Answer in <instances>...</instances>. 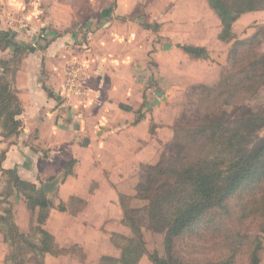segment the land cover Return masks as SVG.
Returning <instances> with one entry per match:
<instances>
[{"label":"rangeland","instance_id":"374dc122","mask_svg":"<svg viewBox=\"0 0 264 264\" xmlns=\"http://www.w3.org/2000/svg\"><path fill=\"white\" fill-rule=\"evenodd\" d=\"M73 1L78 4L77 9L74 6L56 8V13H63V19L68 23L47 24L39 21L35 10L29 6L30 0H26L28 7L27 3H23L13 11L21 19L22 14L34 17L31 18L33 22L23 19L24 28L32 35L24 42L17 39L14 32L7 34V40L0 36V48L5 49L7 42L21 47L17 51L11 46L9 54L5 56L7 65L5 72H0V85L8 83L9 91L19 97V85L26 80L22 72L26 66L32 68L31 61H42V65L36 67L37 79L46 85L47 92L52 96L57 94V103L63 110L67 109L65 102L76 100L80 103L92 96L91 100L76 108L79 113L77 124L79 127L85 126V130H90L89 127L95 129L98 136L101 130V133L105 132L99 138L106 148L98 154L105 158V163L101 160L94 168H76L74 161L65 160L63 169L56 168L55 171L51 166L47 168L49 174L36 176L35 185L38 190L44 191L46 183L58 181V189L54 193H44L49 202L59 206L60 188L74 171L90 177L93 179L91 183L71 184L69 190L80 195L87 194L92 200L98 195L92 217H89L94 221L114 217V207L107 206L106 202L111 201L115 205L116 191H119L122 193L120 204L117 202L116 205L123 210L121 218H125L121 197H126L129 201L124 202L128 210L134 212L130 213V217L142 227L147 254L141 260L144 259L143 264H154L151 260L154 254L161 257L167 255L165 235L155 232L148 224L149 201L138 199L137 187L143 180V170L156 166L164 158L175 156L178 146L175 135L179 125L199 115L193 103L194 94L200 91H195L196 87L214 88L218 84L228 67V58L236 40L248 39L257 33L264 34V10L242 15L232 26L236 33L235 40L228 43L219 39L222 23L206 0H125V6L121 5L120 0ZM91 1H95L96 6L101 5L94 8L95 5H90ZM73 18H78L79 22L71 23ZM18 24L21 26V23ZM56 41H60L67 51L65 55L56 56L60 63L55 65L59 68L55 72L58 86L54 92V87L49 83L53 73L47 72L42 55ZM183 46L205 48L208 58L195 59L181 49ZM51 83L56 85L54 81ZM23 94L26 100L25 90ZM20 104L22 107V102ZM229 116L238 119L252 117L251 134L256 137L253 145L264 141V88L241 110H230ZM0 137L7 149L20 139L9 135L2 122ZM35 138L36 134H32L28 142L33 144ZM2 153L5 151H0V158ZM103 173L109 176L110 184L101 175ZM10 180L7 175L0 176V217L11 222L13 215L30 242L39 243L41 236L36 232V227L40 226L37 221L40 211L29 209L28 205L32 204L24 197V191L20 193V190H16L10 185ZM117 185H120L119 190ZM160 191L164 193L166 187H161ZM25 193L27 197L37 198L36 193ZM244 198L246 204L247 197L241 200ZM230 201L233 212L243 205L236 199ZM81 206L79 200H72V209ZM219 215L225 217L222 221L227 230L242 240L246 238L239 249L237 264H250L255 249L257 264H264V230H261L260 223H253L250 219L237 225L229 221L225 211L221 210ZM260 220L264 223V219ZM212 221L215 222L214 218ZM9 224H0V227L8 231ZM125 231V236L133 237L127 225ZM1 237L0 264H5L4 259L10 250ZM212 238L203 237L191 243L184 240V259L199 260L201 264L225 259L226 250L219 240ZM64 254L79 258V264H88L81 248L66 249ZM24 255L22 259L27 264H38L41 257L38 255L37 259L33 254Z\"/></svg>","mask_w":264,"mask_h":264},{"label":"trees","instance_id":"16d2710c","mask_svg":"<svg viewBox=\"0 0 264 264\" xmlns=\"http://www.w3.org/2000/svg\"><path fill=\"white\" fill-rule=\"evenodd\" d=\"M206 1L222 23L219 39L228 43L235 40L232 26L242 15L264 10V0ZM0 36L4 40L9 38L5 33H0ZM11 46L17 51L21 48L11 45V42H7L5 48ZM181 49L195 59L208 58L205 48L183 46ZM6 65L3 61L4 72ZM262 88L264 34L257 33L251 38L235 41L228 67L214 88L196 87L195 91H200H194L193 103L199 115L179 125L175 135L178 143L175 156L164 158L156 166L144 168L143 180L137 187L138 199L149 201L148 224L155 232L165 235L167 254L166 257L154 254L151 257L154 264H201L199 260L184 259L183 242L191 243L210 236L213 237L211 240H219L226 250V258L207 264H237L239 249L246 238L243 241L225 228L222 221L225 217L219 215L221 210L225 211L230 222L239 225L252 219L253 223L259 222L261 230H264V223L260 220L264 219V141L253 145L256 137L251 134L252 117L238 119L229 116L230 110L244 108ZM21 114L18 96L9 91L8 83L1 84L0 122L9 135L19 136L22 123L18 117ZM4 159L5 153H2V175L9 176L10 185L20 193L24 191V197L32 204L28 203L31 211H40L37 220L40 226L36 227V232L41 236L39 243H31L15 223L13 215L11 222L0 217V224L10 222L8 231L0 227L10 247L5 264H27L22 259L23 253L41 256L38 264H44L47 254L59 256L65 252L58 249L54 237L41 227L49 216V211L46 212L50 208L49 201L44 191L22 180L15 170H3ZM161 187H166L164 193H161ZM27 191L36 193L37 198L27 197ZM243 197H247L246 204L245 198L241 200ZM233 199L243 204L237 212L230 207V200ZM125 200L129 201L121 197L125 215L123 224L130 228L133 237L113 234L111 242L121 250V257L106 256L99 264H139L143 255L147 254L142 227L130 217V213L134 212L128 210ZM80 203L83 205V202ZM60 209L65 210V207ZM190 248L197 249L195 246ZM257 260L255 249L250 264H257Z\"/></svg>","mask_w":264,"mask_h":264},{"label":"crops","instance_id":"0c3cea01","mask_svg":"<svg viewBox=\"0 0 264 264\" xmlns=\"http://www.w3.org/2000/svg\"><path fill=\"white\" fill-rule=\"evenodd\" d=\"M120 1H122L121 5L125 6L126 1ZM23 3H27L26 7H28L26 0H0V33L8 34L9 32H14L16 38L24 42L28 39L29 35H32V32H28L24 28L23 19L33 22L32 19L34 17L22 14L23 19H21L16 17V14H13V11ZM85 4L86 7H89L88 3ZM90 5H95V1H91ZM100 5L101 3L97 6L99 7ZM29 6L35 10V15L39 21L47 24H61V22L68 23L69 21L63 19V13H56V8L74 6L77 9L78 4H75L73 0H30ZM97 6L95 5L94 8H97ZM48 11L50 13H47ZM13 16L14 18L12 19ZM18 22L21 23V26H19ZM77 22H79L78 18L71 19V23ZM10 49V47L5 49L0 48V72L4 71L2 62L5 61V56L9 54ZM66 51L67 49L64 46L62 47L60 41H56L50 44V47L44 54L45 57L42 55V59H45L44 63L47 67V72L53 73L50 79L56 85H52L51 82L49 83L54 87V92H56L58 86L55 72H58L59 68L55 65H59L60 63L56 56L58 54L65 55ZM41 65L42 61H39V63L31 61L32 68H27L26 66V69L22 72L26 75V80L19 85L20 94H18V99L22 102V114L18 117V120L22 123L18 136L20 139L16 144L7 149V145L3 143V139L0 137V151H5L2 169L7 171L17 170L16 172L22 180L34 185L36 184V176L49 174L47 168L51 166H53L55 171L56 168L63 169L64 166L62 165H64L65 160L74 161L73 164L76 165V168H94L97 167L101 160L104 164L105 158L100 157L98 154L99 151L103 152V149L106 148V145L99 138L103 137L105 132L101 133V130L98 136V132L96 133L95 129L89 127L90 130H85V126L81 125L79 127L77 124L79 113L76 108H79L80 104L91 100L92 96L85 98L86 100H81L80 103L76 100H73V102L69 101L68 103L65 102L64 106L67 105V109L63 110L57 103V94L52 96L47 92L46 85L44 86L37 79L36 67ZM24 90L27 95L26 100H24ZM108 103H106L107 106H109ZM70 107L71 109L69 110ZM86 114L89 115L88 112ZM32 134H36L33 144L28 142V138ZM70 137L71 139H69ZM82 140L84 142H81ZM45 152L46 155H44ZM0 173V176H2L1 171ZM78 173L81 174L79 171H74L70 175L69 180L66 181L67 183L64 182L61 188L59 187L61 203L59 206L49 205V216L41 227L54 237L58 249L81 248L85 258L87 256L88 264H99L100 260L106 256L119 259L121 257V250L113 245L111 238L113 234L124 235L126 232V226L123 224V218L120 216V214L123 215V210L121 207L118 209L116 205L117 202L120 204L119 198L122 193L116 191L118 194L115 198L116 204L113 202L115 205H112L111 201L106 202L107 206L114 207L115 214L113 218L106 219L105 217L103 219L99 218L96 221L94 219L91 220L89 217H92L98 195L94 196L95 200H92L87 194L80 195L69 190L72 188L71 184L77 185L84 181L92 182L93 179L90 177L81 176ZM101 175L110 184L109 176L106 173ZM119 186H116L117 190H119ZM57 189L58 187H56ZM73 199L83 202V205L79 209H72L71 202ZM61 205L65 207V210L59 208ZM15 223L17 224L18 222L15 221ZM112 225H114V228H111ZM17 226L20 228L19 223ZM0 237L2 238V242L8 247V250H10L9 244L5 242L4 235L1 232ZM6 258L4 259V263ZM78 259L68 254L59 256L47 254L44 258V264H79L80 261ZM143 262L144 259L140 261V264H143Z\"/></svg>","mask_w":264,"mask_h":264},{"label":"water","instance_id":"95a60500","mask_svg":"<svg viewBox=\"0 0 264 264\" xmlns=\"http://www.w3.org/2000/svg\"><path fill=\"white\" fill-rule=\"evenodd\" d=\"M58 184H59L58 181H55L53 183H46L44 185V188H43L44 189V192L46 194H52V193H54L56 191V187H57ZM49 205L52 206V203L49 202Z\"/></svg>","mask_w":264,"mask_h":264}]
</instances>
